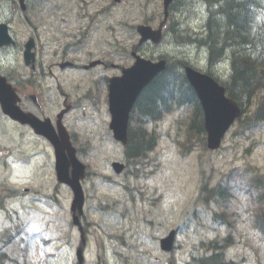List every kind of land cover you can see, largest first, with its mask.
I'll return each mask as SVG.
<instances>
[{
	"label": "rangeland",
	"instance_id": "1",
	"mask_svg": "<svg viewBox=\"0 0 264 264\" xmlns=\"http://www.w3.org/2000/svg\"><path fill=\"white\" fill-rule=\"evenodd\" d=\"M67 1L41 0L37 8L34 7L33 0L29 17L32 24L42 29L40 41L44 50L51 48L49 40L56 39L59 44L65 42L63 26H53V30L58 31V34L53 35L49 31V24L54 20L61 23V19L67 17ZM0 3L7 5L6 2ZM5 4L0 5V20L5 22L9 18L10 21L13 17L17 18L13 10ZM106 6L107 3L103 0L101 6L96 9ZM189 9L190 11H186L187 16H178V19L182 29L190 27L192 33V29L201 30L207 11L199 12L191 5ZM160 11L161 8L155 0H125L123 6L112 7L111 12L102 17L104 30L100 27L97 40L86 41L84 48L75 58L85 62L93 57L117 66H128L131 60L127 51L136 44V36L135 40L133 39L135 32L133 33L131 26L150 18H153V24L161 18ZM119 21L122 22L118 25ZM11 23L15 26L18 22L15 20ZM109 26L114 27L113 32L105 31ZM14 30L20 41L24 39L21 37L30 34L28 30L18 28L17 25ZM184 39H178L176 42L171 36H167L160 46L147 47L141 54L145 52V56L151 59L163 55L169 62L177 59L195 63L197 66L203 65L205 59L202 63L200 60L204 57L198 60L199 54L195 47L188 44L197 43L198 38L185 33ZM223 70L226 80L228 68ZM117 73L113 68L94 70L91 78L98 81L99 95L95 112L91 113L92 118L87 115L83 119L69 118L67 121L70 130L76 133V145L87 152L88 156H83V160L90 165L91 171L113 179L109 183L107 180L90 176L82 183L86 196L84 222L91 223L85 264H96L97 254L103 257L104 264H166L168 256L161 255L155 243L171 229H177L179 232L177 243L180 244V249L171 258L184 261L187 258L186 252L192 245L199 246L200 243L212 240L221 241L230 231L231 240L227 246H231L225 252L227 258L240 262L239 264H264V240L258 230L252 229L255 215L264 208V202L253 203V196H258L262 188L250 192L242 187L241 190L246 191L245 193L235 188V179L240 177L244 178V183L247 184L256 177L264 178V123L246 133L240 132L237 126H232L221 148L215 152H209L196 144L191 152L180 155L181 144L185 141L184 126L176 124L178 114L167 117L158 124L161 136L156 149L142 164L133 166L136 173L132 174L133 168L130 166L127 174L116 176L109 169L110 163L122 159L123 152L107 130L109 117L103 96L104 78ZM76 79L75 74H69L67 77L69 82ZM182 119L184 120L183 117ZM148 129L151 130L152 126ZM9 131L10 128L5 133ZM3 134L0 132V139ZM19 150L24 154L31 153L33 157L28 163L21 159L22 164L18 165L11 175L8 171L1 175L0 169V181L7 180L15 186L25 184L38 192L32 195L37 196L32 199L41 200L40 203L32 204L29 199L23 203L24 210H19L21 216L27 215L30 218L27 229H31L33 233H41L49 242L46 248L52 256H49L48 264H75L78 233L75 228L70 227L68 207L71 194L67 188L57 186L55 182L51 160H45L49 147L42 140L31 139L19 145ZM13 158L18 162L16 150ZM15 179L24 182L16 183ZM207 179L209 189L215 187L219 181L222 184L229 182L228 193L231 196L218 205L213 201H209L207 205L198 200L199 188ZM55 193L59 204L54 202L52 205L47 198L51 199ZM204 196L205 194L202 195ZM13 209L10 211L16 221ZM214 209L223 211L230 223L229 227L212 225ZM3 218L4 215L0 216V227L6 228L10 223ZM183 227L188 228L187 233H184ZM33 237L29 245L23 246L22 254L18 251L16 243L6 247L5 253L16 256L14 263L22 264L19 257L24 256L26 264H47L43 259L38 239ZM48 251L44 250V255H47ZM180 262L176 264H185Z\"/></svg>",
	"mask_w": 264,
	"mask_h": 264
},
{
	"label": "trees",
	"instance_id": "2",
	"mask_svg": "<svg viewBox=\"0 0 264 264\" xmlns=\"http://www.w3.org/2000/svg\"><path fill=\"white\" fill-rule=\"evenodd\" d=\"M210 6L205 36L198 40L213 57L222 53L230 57V73L224 83L229 97L250 106L251 112L238 120L241 131L252 130L264 123V0H202ZM139 112L153 122L179 112L191 120L188 130L202 134V112L194 92L184 76L166 70L156 77L141 96ZM159 109V111H158ZM145 139V140H144ZM154 135L133 137L125 149L127 158H136L150 151ZM3 256V255H2Z\"/></svg>",
	"mask_w": 264,
	"mask_h": 264
},
{
	"label": "flooded vegetation",
	"instance_id": "3",
	"mask_svg": "<svg viewBox=\"0 0 264 264\" xmlns=\"http://www.w3.org/2000/svg\"><path fill=\"white\" fill-rule=\"evenodd\" d=\"M155 1L159 5H162L161 0ZM93 4L94 3L91 0H76L77 9L68 7L66 12L67 17L66 19L64 18L62 20V26H64V36L65 39H67V43L63 45L62 51L54 50L52 54L49 55L50 58L47 64L43 62L45 54L42 51H39L37 42L38 35H36V46L33 50V62L32 60H30L29 63L26 64L23 61V64L19 66V68L23 70L26 76V78L19 77V79L16 80V85L14 87L20 99V109L24 113H31L42 122L47 119L45 110L48 107H52L53 109H55V112L50 115V118L47 119L50 121V125L43 123L42 124L48 126L51 135L56 136L57 140H60L59 134H56L58 132V126L61 125L63 127L66 116L70 114L72 110H74L77 104L82 103L88 108L89 112H92L97 107V100L96 102L94 101L91 93L94 89L95 94L98 93L97 82L93 81L90 78V74L98 67L92 68L90 70H85V64L89 63L92 57L87 59L85 62L78 61V59L75 58L80 54L81 51L79 44L91 36L92 37L90 40L94 41L100 30V13L95 10H88L89 7ZM121 5H123V3ZM184 9H186V6H183L182 2H179V0H173L168 9V21L170 24L167 26V22V29L165 28V32L167 30L170 32L175 31V24H172L171 20H176V17L178 15H182ZM149 20H145L141 24L150 23L152 22L151 20H153V18H150ZM54 25H56V22L54 23ZM176 26H178V23H176ZM134 29L135 27H131L132 31H134ZM108 31L113 32V29L110 28L108 29ZM134 38L135 34H133V39ZM146 45H148V43L144 46L138 45L136 49H134L133 47L132 50L136 53H139L141 56H145V52H143V55L141 54V52L144 51ZM66 62L70 63L71 65L66 66V68L61 67V65L63 63L65 64ZM106 65L107 64H105L104 66ZM70 72H74L77 76V79L72 82L73 88H71L73 90L72 93L75 97V100H77L75 102L69 101L68 95L61 91L67 84H71V82L67 81L66 79V75ZM30 88L32 90H38L42 94L45 91L50 90L51 92L52 89H55L57 90L59 96L51 103H47L42 94L39 93L40 96L38 97L37 95H35V93L32 92V90H30ZM33 96H36V102L33 101ZM59 116L60 118L58 120ZM13 124L16 126V133L19 132V138L23 139L25 131L31 133L36 139L39 138L45 140L40 136L34 135L32 128L29 125L20 123ZM41 129L45 131L46 127H42ZM53 130L56 133H54ZM68 136L71 140H73V137H75V135L71 134L70 132Z\"/></svg>",
	"mask_w": 264,
	"mask_h": 264
},
{
	"label": "water",
	"instance_id": "4",
	"mask_svg": "<svg viewBox=\"0 0 264 264\" xmlns=\"http://www.w3.org/2000/svg\"><path fill=\"white\" fill-rule=\"evenodd\" d=\"M170 0H165L169 4ZM149 28L140 27L138 30L144 41L150 38ZM0 36H4L1 31ZM154 43L159 39L151 37ZM165 68V61L152 63L142 59H136L134 65L123 71L121 78L113 79L109 86V110L111 113L110 129L115 140L126 144V126L128 113L141 90ZM186 78L195 91L204 111V128L207 132V146L211 150L219 147L221 138L233 121L240 115L237 104L225 97L224 88L219 86L212 78L190 68H186ZM5 111L17 118V112L9 105H5ZM68 150L69 159L56 149V175L60 183L68 185L74 194L71 211L82 214L83 193L79 181L84 177V167L76 160L74 150ZM72 167V178L68 176V168ZM116 172H120L122 166L114 164ZM73 221L78 225V217L73 214ZM174 232L161 241L163 250H170ZM82 247L78 249L79 264L82 263Z\"/></svg>",
	"mask_w": 264,
	"mask_h": 264
},
{
	"label": "bare ground",
	"instance_id": "5",
	"mask_svg": "<svg viewBox=\"0 0 264 264\" xmlns=\"http://www.w3.org/2000/svg\"><path fill=\"white\" fill-rule=\"evenodd\" d=\"M198 40H199V39L196 40L197 43L199 42Z\"/></svg>",
	"mask_w": 264,
	"mask_h": 264
}]
</instances>
